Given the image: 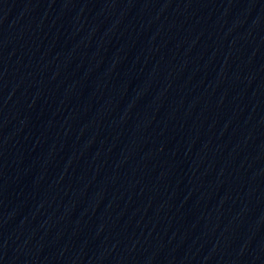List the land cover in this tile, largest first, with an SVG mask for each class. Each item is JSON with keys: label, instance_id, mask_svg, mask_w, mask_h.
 <instances>
[{"label": "water", "instance_id": "95a60500", "mask_svg": "<svg viewBox=\"0 0 264 264\" xmlns=\"http://www.w3.org/2000/svg\"><path fill=\"white\" fill-rule=\"evenodd\" d=\"M0 264H264V0H0Z\"/></svg>", "mask_w": 264, "mask_h": 264}]
</instances>
